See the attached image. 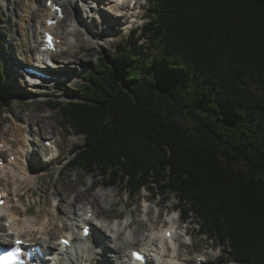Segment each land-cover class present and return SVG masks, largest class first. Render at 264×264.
Segmentation results:
<instances>
[{"label":"trees","instance_id":"trees-1","mask_svg":"<svg viewBox=\"0 0 264 264\" xmlns=\"http://www.w3.org/2000/svg\"><path fill=\"white\" fill-rule=\"evenodd\" d=\"M149 2L147 46L101 53L54 101L83 139L69 164L172 193L228 263L264 264V0ZM12 96L0 69V112Z\"/></svg>","mask_w":264,"mask_h":264},{"label":"rangeland","instance_id":"rangeland-1","mask_svg":"<svg viewBox=\"0 0 264 264\" xmlns=\"http://www.w3.org/2000/svg\"><path fill=\"white\" fill-rule=\"evenodd\" d=\"M90 1L77 0L74 9L68 5L66 19L57 27V31L64 37L62 40V48L65 51L63 59H66L64 63L66 67L74 64L71 70L75 72L70 83L67 85L54 83L45 91L49 95L47 98L39 99L37 92L30 95L34 98L30 100L22 92L24 89L19 84L18 70L32 61L33 49L29 50L26 46H30L35 38V29L37 26L39 27L38 24L42 20V17L36 18L44 0H36L34 7L30 8L29 6V12L37 11L34 12L33 17L31 14L29 17L27 16L28 11H25L23 6H28L29 2H35V0H0V37L3 48L0 55V69L4 72L5 82L13 88V96L8 109L0 112V140L4 138L8 141L7 151L1 147L0 151L3 149V153L6 154L9 151L19 150V142L15 135L22 133L23 130L29 131L28 136L34 141L32 147L25 151L24 158L18 157V160L23 162L28 171L34 172L33 177L31 179H28V176L18 177L15 182L11 178L1 177L0 185L6 187L8 191L16 190L12 208L21 211L24 224L32 220L41 222L46 219L49 221L50 225L47 227L46 235H41L35 230L31 234V236L39 238L41 242L42 239L43 241L49 239V242L55 241L57 236L64 232L65 225L76 223L84 213L86 206L91 203L95 206L94 209L98 216L103 218V223L104 220L110 224L114 218L123 219V217L131 218L132 216L133 220L128 229L133 233V236H139L149 232L152 222L157 225L158 222L165 221L166 209H170L177 202L173 194H168L170 201L164 203L160 198H153L152 194L145 189H142L138 195H133L131 192L125 191L120 183L105 187L99 177L93 178L92 174L82 168L74 169L69 164L73 146L81 144L83 139L72 133V128L69 126H63L61 112L58 108H53L54 101L65 104L73 100L72 93L83 82L81 76L84 72L89 68L86 72L88 73L93 65L98 64V57L101 53L107 55L108 50L111 53L114 52L121 40L136 38L137 46L141 43L146 45L149 41L148 37H141V30H136V33L132 34L127 31L128 28L124 24H122V28L119 24L113 25V21L106 16L100 6H96L92 10H95L96 15L101 16V19H105L104 22L108 23L109 31H102L101 26H97V28H93L96 34L90 33L92 41H88V36L76 27L77 17H79L76 12L78 4L85 3L87 6L91 5L92 1ZM102 1H105V6L107 3L112 4L113 2V0ZM139 1L144 2V8L140 11L145 12V18L138 22L146 24L149 21L147 16L148 0ZM125 9L129 10L130 7ZM78 12L84 14L80 10ZM88 19L91 22L93 17L90 16ZM102 34L110 38H105ZM138 35L140 37H137ZM148 51L154 52L156 49L151 47L148 48ZM133 56L137 58L142 55L133 53ZM25 91L28 89L25 88ZM25 98L29 100L25 101ZM51 136L58 144L60 155L53 161H47V150L43 149L41 139H48ZM79 192L84 193L82 201H76ZM143 204L147 205L146 210H144ZM177 212L179 211L176 210L174 213L177 214ZM190 216L192 217V215ZM191 217L188 227L193 228L192 244H185L182 248L186 247L188 251H201L208 244L215 248L212 258L217 260L218 264H226L227 258L222 246L213 240H208L204 234H200L198 225L193 223V217ZM116 220L115 224L121 222V220H117V222ZM101 228L104 229V227ZM111 244L114 245V243ZM93 249L98 250V247L89 249L87 246L81 249L76 256L83 264H103L106 261L105 255L104 257L101 255L93 257ZM109 257L113 259V257Z\"/></svg>","mask_w":264,"mask_h":264},{"label":"bare ground","instance_id":"bare-ground-1","mask_svg":"<svg viewBox=\"0 0 264 264\" xmlns=\"http://www.w3.org/2000/svg\"><path fill=\"white\" fill-rule=\"evenodd\" d=\"M68 3H69L70 7L74 8L70 1H68ZM80 5H81V3H80ZM34 6H35V4H31V7H34ZM41 6H42L41 10L39 11L38 17L36 19H38L40 17H43V16H46V18H47L48 14H51L50 10H49L50 9L49 7L44 5V3ZM112 7H116V9H121V6L116 5V4H112ZM109 11H111V10H109ZM34 12H37V11H34V10L30 11V12L28 11V15L27 16L29 17V15L31 14L32 17H33ZM79 17H80V15H79ZM39 24H40V22H39ZM47 28H52V26H47L46 22H45L44 23L43 32ZM40 33L41 32L39 31V29H35V32H34L35 38L33 40L34 44L30 45L31 47L30 46H26V44H24V46H26L27 49L30 50V48H32L33 51H37L36 57H34V61L31 62V64H34L35 61L39 62V63H44L45 59L44 60L40 59L42 57L49 58V57L53 56V60L54 61L56 60L54 55H52L51 53H46L44 51V49L41 48L42 42L39 41ZM56 38H62V37L56 35ZM95 38H96V36H95ZM88 41H91L90 38H88ZM57 46H58V48H60L61 44L58 43ZM41 67H44V66H41ZM56 67L59 68L60 65H56ZM38 134L40 135V133H38ZM28 135H29V131L26 132L25 130H23L22 133H20L18 135H15V138L19 142V150L9 151L7 155L5 153H3V151H0V157L3 158V159H6L8 157L11 158L12 156L14 157V159H16L17 156L21 157V158H24L25 151L27 149L29 150L32 147V145L34 144V141ZM41 140L43 141V139H41ZM0 143L2 144L3 148H6L8 146V141L6 139H4V138L1 139ZM55 145H57V144L55 143ZM25 146H27V148H24ZM24 163H26V162H24ZM33 175H34V172L28 171L24 167L23 162H20L18 160V158L15 161L8 160L7 163H5V164L0 166V177L3 176V177H6V178H11L13 182H15V180L18 177L20 178V177H23V176L24 177L28 176L29 177L28 179H31L33 177ZM0 190L3 191L4 198L7 197V204H8V206H3L2 207L5 210V212H7V219L3 223L1 221V220H3V218H0V230H10L12 232H21V233L24 232L25 236H28V235L32 234V232L35 230V231H37V233H40L41 235H46L47 227H48V225H50L49 221L46 220V219L43 220V221L41 220V222H37L35 220H32L30 222H26V224H24L22 222L23 225L19 226L18 224H19L20 221H19L18 218L21 216L20 211L19 210H15L14 208H12V205L9 206V204H12V202L14 201L13 198L16 197V190L15 189H13L11 191H8L6 189L5 190L4 189H0ZM102 194H104V193H102ZM83 196H84V193L82 194V193L79 192L78 195H77L76 201L77 200L80 201L83 198ZM16 201H17V199H16ZM88 210L89 209L86 208V210L84 211L82 216L79 217V220L77 222H80V220L83 219V218H87L86 215H87V211ZM76 217H78V216H76ZM96 219L99 220L97 217H96ZM69 220H70V218H69ZM123 222L124 221L121 220L120 223L115 224V221H112V223L109 224L108 222H105V220H104V224H102L100 227H95L94 231L97 229L96 233L98 234V239L92 240L91 243L92 244L101 243L104 240H106L107 238H112L113 241H115L117 243L115 246H113L114 253L116 255L118 254V250L123 252L122 254H126V252H129L130 249L133 248L134 246H139V245L144 244L145 239L148 238V237L144 238V235L133 237L131 231L128 229L129 227L128 228L125 227L124 230L123 229L121 230ZM113 225L117 226L118 228L116 230H114L112 228ZM101 227H104V229L101 228ZM77 228H78V226H77L76 223H72V225H68L67 224V225H65L63 231L65 232V234L73 235V234L76 233V229ZM120 233H122L123 237H119ZM16 234L19 235L18 233H16ZM161 238L164 239L163 236H161ZM169 241L172 243V239L171 238H170ZM46 242L47 241H43V243H46ZM145 244H146V242H145ZM60 254L62 255L63 253H60ZM171 262H172V264H175L174 261H171ZM69 263L76 264L74 262H69ZM53 264H64L63 263V257H61L58 260L54 261ZM160 264H165V263H160Z\"/></svg>","mask_w":264,"mask_h":264},{"label":"snow or ice","instance_id":"snow-or-ice-1","mask_svg":"<svg viewBox=\"0 0 264 264\" xmlns=\"http://www.w3.org/2000/svg\"><path fill=\"white\" fill-rule=\"evenodd\" d=\"M56 10H59V9H56ZM49 39H50V37H49ZM49 46H51V44H49ZM16 243L19 244L21 242L17 241ZM19 253H20V250L18 248H11L10 251L6 252V255H0V261H5L6 257H18ZM132 255L137 260H142L143 259V257L139 253L133 252ZM14 264H23V262L21 260H19V259H16L14 261Z\"/></svg>","mask_w":264,"mask_h":264}]
</instances>
